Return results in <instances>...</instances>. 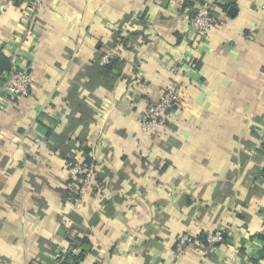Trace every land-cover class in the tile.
Here are the masks:
<instances>
[{
    "label": "crops",
    "instance_id": "1",
    "mask_svg": "<svg viewBox=\"0 0 264 264\" xmlns=\"http://www.w3.org/2000/svg\"><path fill=\"white\" fill-rule=\"evenodd\" d=\"M203 1L0 0V51L33 78L14 99L0 75V264H264V0H211L200 36ZM173 81L185 105L144 133Z\"/></svg>",
    "mask_w": 264,
    "mask_h": 264
},
{
    "label": "built area",
    "instance_id": "2",
    "mask_svg": "<svg viewBox=\"0 0 264 264\" xmlns=\"http://www.w3.org/2000/svg\"><path fill=\"white\" fill-rule=\"evenodd\" d=\"M36 5L41 4L42 0H31ZM216 17L213 14V3L211 0H205L196 8V12L191 19L192 29L200 36L208 35L211 29L216 25ZM114 56L113 52L103 57L106 62ZM32 73L29 67L13 66L6 76V88L9 95L14 99H20L30 94L32 85ZM185 105L181 86L177 81L168 83L165 91L157 104L151 105L141 120V129L144 133L153 135L158 133L161 126L166 124L175 108ZM96 169L93 162L88 163L85 160L77 161L69 166V176L73 179H79L83 184L90 183L96 177ZM264 244V227L262 229ZM224 240V234L218 230L208 236V242L216 245ZM196 239L189 235L181 236L176 249L178 255L185 254Z\"/></svg>",
    "mask_w": 264,
    "mask_h": 264
},
{
    "label": "trees",
    "instance_id": "3",
    "mask_svg": "<svg viewBox=\"0 0 264 264\" xmlns=\"http://www.w3.org/2000/svg\"><path fill=\"white\" fill-rule=\"evenodd\" d=\"M122 64V60L119 57L111 58L109 61L105 64L106 71L110 72L114 70L115 68L119 71L120 67ZM12 63L10 59L5 56L1 51H0V75H2L5 72H9L12 69ZM85 161L88 163L93 162L90 156L87 155L85 158ZM76 163L75 161L73 164ZM76 179H70L69 182H74ZM78 182V180H76ZM81 186V183H79V186ZM206 241L205 235H201V241L203 242ZM61 261L60 264H82V261L85 259V252L82 251L79 254H75L73 252H69L65 254L63 257H60Z\"/></svg>",
    "mask_w": 264,
    "mask_h": 264
}]
</instances>
